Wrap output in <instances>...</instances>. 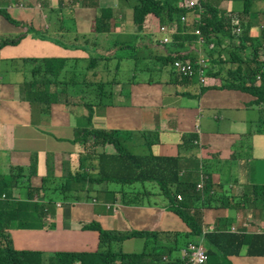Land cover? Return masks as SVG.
Here are the masks:
<instances>
[{"label":"crops","instance_id":"obj_1","mask_svg":"<svg viewBox=\"0 0 264 264\" xmlns=\"http://www.w3.org/2000/svg\"><path fill=\"white\" fill-rule=\"evenodd\" d=\"M60 1L63 8L59 10ZM70 1L1 2V7L13 18L23 16L24 20H20L23 23L32 16H40V25L33 32L25 33L21 25L10 24L0 14V38L24 36L17 45L0 48V176L7 177L12 165L24 166L26 171L32 172L31 187L41 188L46 180L49 193L61 187L65 171L72 174L79 171L80 159L85 156L82 145L74 142V131L79 120L89 112L77 101L75 105L66 106L61 95L57 102L47 105L44 96L56 91L54 85L42 88L39 99L29 97L24 88L29 77L27 74L25 79V71L29 67L25 69L21 62L12 61L68 59L66 65L70 69L73 60H79L81 69L87 66L90 56H100L108 57L110 64H117L116 76L121 85L115 87L113 105L93 108L91 128L128 134L126 145L136 151L147 149L143 140L146 136L153 141L150 146L153 156L178 160L180 176L197 185L210 176L212 185H222L229 197L241 198L244 193L250 194L251 186L264 185V108L255 104L256 98L239 90L222 89L217 77L206 76L204 85L197 78L181 79L171 62H165L166 58L174 56L189 60L203 58L208 62V71L213 67L212 59H217L220 53L213 43L199 37L186 40L176 26L167 35L170 41L162 44L164 35L159 32V21L152 16L144 25L146 31L135 33L132 10L121 7L118 0H99L101 7L113 8L118 19L110 33L93 34L95 9L71 6ZM229 1L220 0L221 6H215L223 9ZM37 6L39 12L31 9H38ZM60 15L72 24L59 27L56 20ZM192 17L194 14L189 13L188 18L192 20ZM257 32L250 27L252 36L259 37ZM133 34L137 36L135 41L127 38ZM219 56L225 58L226 53ZM124 62L130 65L124 71L127 75L121 77ZM103 64L102 61L100 68ZM224 67L232 68L231 65ZM148 73L155 76L144 77ZM71 88H68L69 95L73 96L76 90ZM105 149L112 153L110 147ZM147 186L151 189L150 184ZM103 189L115 194H107ZM119 189L117 185L108 184L99 187V192L82 193L79 201L71 202L61 201L57 191L51 195L50 203L41 198L42 192L35 195L34 201L45 205V213L39 217L37 211L42 206L33 201L28 203L23 215L27 224L34 227L10 230L13 247L19 251L41 252L45 257L56 252L94 253L100 248L99 233L84 228L92 223L116 233L159 232L164 236L158 245L166 248L176 245L175 233H189L185 223L165 208L166 202L161 197H155V205L125 206L119 199ZM13 196L24 199L27 190L15 189ZM223 219L228 220L225 229L229 232L231 229L249 233L264 230V213L254 209L251 197L237 210L205 208L203 230L215 231L218 220ZM140 241L144 243L142 239L132 238L117 248L124 253H140L145 249L144 243L141 251H135ZM179 251L170 257L179 258ZM245 252L244 247L238 256L229 257L230 262L264 264V257H249Z\"/></svg>","mask_w":264,"mask_h":264},{"label":"trees","instance_id":"obj_2","mask_svg":"<svg viewBox=\"0 0 264 264\" xmlns=\"http://www.w3.org/2000/svg\"><path fill=\"white\" fill-rule=\"evenodd\" d=\"M2 1H0V14L10 24L21 25L25 33H31L37 28L40 16H32L27 23H23L20 20H24V17L13 18L8 10L1 7ZM242 1L243 7L239 17L233 13L232 18H226L210 0H201L200 7L191 10L183 7L184 0H118V4L132 10L135 33L146 31L144 25L151 16L159 21L160 26L175 22L177 31L183 33L186 40L197 38L194 30H199L205 42L213 43L218 48L219 55L226 53L225 58L218 55L217 59H212L213 67L208 69L207 77L219 78L221 88L251 94L256 98L255 104L264 108V60L261 59L264 58V34L259 37L252 36L249 24L247 25L243 20L250 14L254 2L264 0ZM38 3L41 6V2ZM69 3L71 6L80 5L95 9L97 15L93 22L91 21L93 34L110 33L115 27L116 18L113 8L101 7L99 0H71ZM62 8L63 2L60 1L58 9ZM39 9L35 8V11L39 12ZM188 11L194 13L195 17H192V20L188 18ZM182 16L187 18L186 22H181ZM238 28L239 33L236 32ZM23 37V35L14 39L2 37L0 48L17 45ZM136 37V34H133L127 38L135 41ZM86 44L88 45V42ZM175 59L189 60L174 56L166 58L165 62H171L172 65ZM67 61L69 60L52 58H26L12 61L21 62L25 69L29 67L24 76L26 79V75L29 74L24 82L29 97L39 99L42 88L47 89L54 85L56 91L51 94L46 93L44 96L47 105L57 102L58 96L61 95L66 106H71L77 101L89 113L77 123L74 138V142L80 143L84 148L85 156L80 159V169L73 174L65 171L64 181L58 190L48 193L46 180H43L41 188H32L30 185L32 172L26 171L21 165H12L7 177L0 176V264H183L181 256L172 258L171 254L176 250L181 251L189 243H198L201 240L206 248V264H232L229 257L238 256L244 247L247 256L264 257V230L258 233H249L242 229L229 232L225 229L228 227L225 223L228 220L223 219L218 220L215 231L208 230L203 234L205 208L237 210L241 209L251 197L254 209L264 213V185L251 186L250 194L244 193L241 198L229 197L222 185L218 187L212 185L209 176L208 180L205 178L198 184L201 185L198 189L197 183L187 181L185 177L180 176L176 158H160L151 154L150 146L153 141L147 140L146 136H143V140H146L144 146L147 147V153L139 155L127 147L125 136L128 134L91 128L93 108L97 106L105 108L114 103L115 87L121 85L120 79L118 80L116 76L118 66L112 62L110 64L111 60L108 57L90 56L83 71L82 68H78L79 60H73L70 69L66 65ZM102 61L104 64L100 68ZM189 61L195 62V60ZM225 65H231L232 68L225 69ZM92 75L94 81L89 83L91 94L85 98L83 85H87L88 78ZM70 87L76 90L73 96L69 95ZM86 88L88 89L87 86ZM106 147H110L112 153H108ZM108 184L120 187L119 199L125 206L155 205V197H161L166 202L165 208L173 211L185 223L189 233L184 235L175 233L173 236L176 245L166 248L158 245L164 236L159 232L116 233L103 230L97 223H92L85 225L84 228L99 233L100 248L94 253L56 252L45 257L41 252L19 251L13 247L10 230L34 227L27 224V218L23 215L28 203L33 201L42 206L40 211H37L39 217L45 213V205L42 202H35V195L42 192L41 198L50 203L53 201L50 199L51 195L57 191L61 194V201H79L82 193L88 195L99 192V187ZM135 184H140L139 188L133 186ZM149 184L151 189H148ZM125 186L132 188L125 190L123 188ZM15 189L20 191L26 189L27 196L24 199L14 197ZM103 191L112 196L115 194L106 189ZM46 197L48 200L45 199ZM132 238L144 240L145 249L140 253H124L114 248V245L118 246Z\"/></svg>","mask_w":264,"mask_h":264},{"label":"built area","instance_id":"obj_3","mask_svg":"<svg viewBox=\"0 0 264 264\" xmlns=\"http://www.w3.org/2000/svg\"><path fill=\"white\" fill-rule=\"evenodd\" d=\"M1 1V0H0ZM201 0H184L183 7L191 10L196 7H200ZM19 7H22V4L19 5ZM228 18H232V15L228 14ZM195 17V16H194ZM187 18L182 16L181 22H186ZM197 21V20H196ZM176 24L174 22L168 24V25H162L159 27V32L164 35L162 39V44H167L170 39L167 36L170 32H173L176 28ZM237 33L240 32V29L238 28ZM194 34L200 38V40L203 41V38L200 35L199 30H194ZM207 62L203 58H199L195 60V62H190L189 60H183V59H175L172 62V68L175 70V72L181 76L186 78H192L196 77L200 84H205L206 81V71H207ZM198 189L201 188V185H197ZM2 198H4V195H2ZM208 230H204L203 234L206 233ZM231 232H234V229H231ZM180 256L183 264H206L207 262V254H206V248L204 244L202 243V240L198 243H189L185 248H183L180 251Z\"/></svg>","mask_w":264,"mask_h":264},{"label":"rangeland","instance_id":"obj_4","mask_svg":"<svg viewBox=\"0 0 264 264\" xmlns=\"http://www.w3.org/2000/svg\"><path fill=\"white\" fill-rule=\"evenodd\" d=\"M209 1V0H208ZM216 6H221L220 4V0H211ZM223 1V0H222ZM229 1V0H228ZM229 5V6H228ZM228 5H225L223 9H220L222 11V13L224 14V16L226 18H228V14L232 15L233 16V13L236 17H239V13L240 11L242 10V7H243V1L242 0H230L228 2ZM37 8L39 9V7L37 6ZM230 10H233L232 12L229 11ZM32 10H35V8H32ZM252 10H256V11H252ZM252 10H251V14L244 17L243 20L246 22V24L250 25V27H254L256 28V30H258L257 32V35L261 36L264 34V1H256L253 3L252 5ZM236 12V13H235ZM188 13H192L190 11H188ZM194 14V13H192ZM250 16H251V19H250ZM116 19H118V15L116 14L114 16ZM63 22H62V21ZM119 23V22H117ZM56 24H58L59 27H62V26H67V24H72V21L71 20H68L67 18H63V16L60 15V18L59 20H56ZM195 35V34H194ZM196 36V35H195ZM198 38V36H196ZM213 49V48H211ZM210 50V49H209ZM217 52V50H216ZM129 63L127 62H124L122 64V68L121 70H123L122 72V75L121 77L123 76V74L127 75V72H124L128 67H129ZM168 68V67H166ZM227 69V68H225ZM82 70L84 71V67H82ZM173 71V70H171ZM154 77L155 74L154 73H148V74H145L144 77ZM93 75L91 78H88V81H87V85H83V88L85 90V94H84V97L87 98L88 95H90L91 93L89 92L91 90V85L89 83H92L94 80H93ZM86 86L88 87V89L86 88ZM220 87H221V83H220ZM221 89V88H220ZM222 89H225V88H222ZM76 132V129L74 131V133ZM128 147V146H127ZM133 153H137V154H140L141 152L143 153H147V150L146 148H143L142 150L140 151H136L134 150L133 148L131 147H128ZM135 187H138L140 186V184H135L133 185ZM141 243H139L140 245H138L136 248H135V251H141L143 249V245L144 243L142 241H140ZM114 248H116V250L118 249L116 245H114ZM125 249V248H124Z\"/></svg>","mask_w":264,"mask_h":264},{"label":"clouds","instance_id":"obj_5","mask_svg":"<svg viewBox=\"0 0 264 264\" xmlns=\"http://www.w3.org/2000/svg\"><path fill=\"white\" fill-rule=\"evenodd\" d=\"M172 66V65H171ZM177 74V73H176ZM178 75V74H177Z\"/></svg>","mask_w":264,"mask_h":264}]
</instances>
